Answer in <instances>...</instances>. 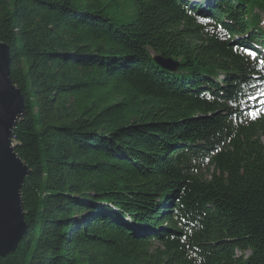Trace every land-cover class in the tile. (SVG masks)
Listing matches in <instances>:
<instances>
[{"label":"trees","instance_id":"16d2710c","mask_svg":"<svg viewBox=\"0 0 264 264\" xmlns=\"http://www.w3.org/2000/svg\"><path fill=\"white\" fill-rule=\"evenodd\" d=\"M261 12L0 0L30 170L25 233L0 264H264V128L246 121L264 84Z\"/></svg>","mask_w":264,"mask_h":264},{"label":"water","instance_id":"95a60500","mask_svg":"<svg viewBox=\"0 0 264 264\" xmlns=\"http://www.w3.org/2000/svg\"><path fill=\"white\" fill-rule=\"evenodd\" d=\"M162 68L173 71V59L156 56ZM10 46L0 41V258L15 251L25 233L21 188L29 167L15 151L12 132L24 106L19 88L10 78Z\"/></svg>","mask_w":264,"mask_h":264},{"label":"rangeland","instance_id":"374dc122","mask_svg":"<svg viewBox=\"0 0 264 264\" xmlns=\"http://www.w3.org/2000/svg\"><path fill=\"white\" fill-rule=\"evenodd\" d=\"M194 1V0H191ZM262 17V26H264L263 18H264V12H261ZM250 53L252 54V50H250ZM250 108L247 111L246 121H259L260 125L264 128V84L261 86L258 92H256L253 96V101L250 104ZM264 138V137H263ZM212 168L204 169V174L207 175L209 172H211ZM156 246V245H155ZM237 255H241V252L237 250ZM249 251H246L244 253L245 256L249 255Z\"/></svg>","mask_w":264,"mask_h":264},{"label":"snow or ice","instance_id":"6c2138e0","mask_svg":"<svg viewBox=\"0 0 264 264\" xmlns=\"http://www.w3.org/2000/svg\"><path fill=\"white\" fill-rule=\"evenodd\" d=\"M253 56H255V53H252Z\"/></svg>","mask_w":264,"mask_h":264}]
</instances>
